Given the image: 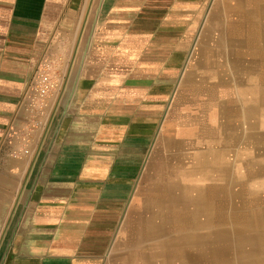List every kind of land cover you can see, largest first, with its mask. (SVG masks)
<instances>
[{
	"label": "crops",
	"instance_id": "0c3cea01",
	"mask_svg": "<svg viewBox=\"0 0 264 264\" xmlns=\"http://www.w3.org/2000/svg\"><path fill=\"white\" fill-rule=\"evenodd\" d=\"M198 58L215 76L210 59L231 61L241 84L209 81L247 109L264 0H0V264H125L137 221L162 217L216 149L212 116L164 130ZM43 64L58 86L40 99ZM261 112L232 121L231 153L262 158Z\"/></svg>",
	"mask_w": 264,
	"mask_h": 264
},
{
	"label": "bare ground",
	"instance_id": "6f19581e",
	"mask_svg": "<svg viewBox=\"0 0 264 264\" xmlns=\"http://www.w3.org/2000/svg\"><path fill=\"white\" fill-rule=\"evenodd\" d=\"M203 61L198 58L191 62L166 131H174L181 122L189 126L183 132L202 133L208 124L205 118L212 116L218 134L214 140L216 149L201 148L196 154L192 174L185 175L181 199L163 203L162 217L137 221L130 240L132 252L129 259L122 261L125 264H264V134L255 139L254 125L249 123L253 126L249 144L262 150V158L258 159L231 153V144L241 138L226 137L233 120L250 119L264 109V72L243 71L253 81L250 88L255 99L245 109L237 106L238 97L227 102L224 91L213 87L209 78L214 73L208 75ZM209 61L214 69L227 68L216 71V83L228 84L231 79L242 83L243 75L229 59ZM234 127L242 130L239 125ZM236 165L243 166L244 171H237ZM193 174L199 178L189 179ZM254 180L258 184L253 186Z\"/></svg>",
	"mask_w": 264,
	"mask_h": 264
},
{
	"label": "built area",
	"instance_id": "2783aa9c",
	"mask_svg": "<svg viewBox=\"0 0 264 264\" xmlns=\"http://www.w3.org/2000/svg\"><path fill=\"white\" fill-rule=\"evenodd\" d=\"M58 86V82L51 76L49 72V65L43 64L36 72L32 89L37 92L40 99L47 96L49 93L54 91Z\"/></svg>",
	"mask_w": 264,
	"mask_h": 264
},
{
	"label": "rangeland",
	"instance_id": "374dc122",
	"mask_svg": "<svg viewBox=\"0 0 264 264\" xmlns=\"http://www.w3.org/2000/svg\"><path fill=\"white\" fill-rule=\"evenodd\" d=\"M263 122H264V119H263ZM166 124H167V121H166ZM165 124V127H167V125ZM166 128H164V130H165Z\"/></svg>",
	"mask_w": 264,
	"mask_h": 264
}]
</instances>
